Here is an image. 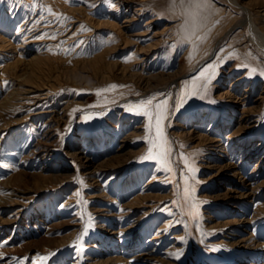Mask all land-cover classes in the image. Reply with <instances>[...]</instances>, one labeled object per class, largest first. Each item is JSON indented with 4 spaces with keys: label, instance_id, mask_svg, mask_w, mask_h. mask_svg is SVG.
I'll return each instance as SVG.
<instances>
[{
    "label": "rangeland",
    "instance_id": "1",
    "mask_svg": "<svg viewBox=\"0 0 264 264\" xmlns=\"http://www.w3.org/2000/svg\"><path fill=\"white\" fill-rule=\"evenodd\" d=\"M39 1L0 0V264L264 262V38L244 8ZM238 1L264 34V0ZM148 99L164 105L167 166L142 159Z\"/></svg>",
    "mask_w": 264,
    "mask_h": 264
},
{
    "label": "snow or ice",
    "instance_id": "2",
    "mask_svg": "<svg viewBox=\"0 0 264 264\" xmlns=\"http://www.w3.org/2000/svg\"><path fill=\"white\" fill-rule=\"evenodd\" d=\"M183 2L184 0H181V3ZM173 4H175V0H173ZM189 4H191L196 9H207L210 6L209 0H189ZM48 11L51 12V9H49ZM197 28H198V25L194 24L192 31L188 34V37H187L188 39H191V37L196 36ZM196 38L200 39V37L198 36ZM230 55H235V53H232ZM243 67L249 68L250 74H254L258 71V69L256 68H250L248 64H244ZM215 68H216V65H213V64L207 65V67H205L200 72V76L197 77L196 79L199 80L200 78L205 77L207 74L211 73L210 75H207V83H210L211 79H213L216 75ZM259 74L264 75V69H260ZM4 83L5 85H7L8 82L5 81ZM207 83H205L203 86L205 89H207ZM110 87L116 88L117 86L111 85ZM165 105H166V102H165ZM134 107L138 109L140 113L148 117L149 124L147 125V131L151 133L153 128H155V138L149 140V143L151 145L149 148V152L142 159H159L163 165L167 166L168 165L167 157L169 154V149L167 148V140L164 135L163 127H162V121L165 119L164 105L152 106V100L148 99V100L141 101L138 105ZM152 148H157V152L155 154L153 153ZM185 191L186 193H188L189 190L186 188ZM193 207L195 206L193 205ZM50 255H54V253ZM176 255L178 257L179 254H176ZM38 259H42L46 261L48 257H38Z\"/></svg>",
    "mask_w": 264,
    "mask_h": 264
},
{
    "label": "bare ground",
    "instance_id": "3",
    "mask_svg": "<svg viewBox=\"0 0 264 264\" xmlns=\"http://www.w3.org/2000/svg\"><path fill=\"white\" fill-rule=\"evenodd\" d=\"M23 1V0H22ZM32 1V0H31ZM39 1V0H38ZM58 1V0H57ZM67 1V0H66ZM80 1V0H79ZM233 1V4H238L239 6H241V7H243L244 8V10H245V12H246V15H247V22H248V24H249V29H251V32H252V34H257L259 37H261V38H264V34L260 31V29L257 27V24L255 23V21H254V19L252 18V16H251V13H250V10H249V8H247V7H245V6H243L241 3H240V1H238V0H232ZM83 2V1H82ZM116 2V1H115ZM33 3V2H32ZM39 3H40V1H39ZM47 3V2H46ZM54 3V2H53ZM58 3V2H57ZM79 3V2H78ZM121 3V2H120ZM119 3V4H120ZM36 4V3H35ZM48 4V3H47ZM55 5V4H54ZM64 5V4H63ZM97 5V4H96ZM106 5V4H105ZM113 6V5H112ZM142 6V5H141ZM44 7V6H43ZM88 7V6H87ZM41 8V7H40ZM84 8V7H83ZM91 8H92V6H91ZM111 8V7H110ZM43 9V8H42ZM57 9V8H56ZM68 9V8H67ZM108 9V8H107ZM115 9V8H114ZM113 9V10H114ZM138 9V8H137ZM136 9V10H137ZM53 10V9H52ZM81 10H83V9H81ZM93 10V9H92ZM109 10V9H108ZM46 11V10H45ZM99 11V10H98ZM105 11V10H104ZM44 12V11H43ZM42 12V13H43ZM56 12V11H55ZM139 12V11H138ZM263 12V11H262ZM37 13V12H36ZM39 13V12H38ZM90 13H92V12H90ZM137 13V12H136ZM133 14V13H132ZM85 15V14H84ZM87 15H88V13H87ZM101 16V15H100ZM262 16V15H261ZM36 17V16H35ZM48 17H50V16H48ZM53 17V16H52ZM54 18V17H53ZM52 18V19H53ZM126 18V17H125ZM26 19V18H25ZM32 19V18H31ZM123 20V19H122ZM126 21H125V23H123V25H122V27H125V28H127L128 27V25H130V21L128 20V19H125ZM133 20V19H132ZM24 21V20H23ZM105 21V20H104ZM110 21V20H109ZM42 22V21H41ZM49 22V21H48ZM79 22V21H78ZM103 22V21H102ZM147 22V21H146ZM101 23V22H100ZM111 23V22H110ZM121 23V22H120ZM29 24V23H28ZM146 25V24H145ZM47 26V25H46ZM46 26H45V28H46ZM134 27V26H133ZM21 28V27H20ZM34 28V27H33ZM167 28V27H166ZM23 29H24V27H23ZM47 30V29H46ZM124 30V29H123ZM18 31V30H17ZM24 31V30H23ZM28 31H30V30H28ZM126 31V30H125ZM146 31V30H145ZM35 32V31H34ZM127 32V31H126ZM163 32V31H162ZM40 33V32H39ZM48 33H49V31H48ZM154 33H155V31H154ZM35 34V33H34ZM134 34V33H133ZM23 35V34H22ZM142 35V34H141ZM155 36H156V34H154ZM20 36V35H19ZM33 36V35H32ZM36 36V35H35ZM38 36V35H37ZM129 36V35H128ZM147 36V35H146ZM23 37V36H22ZM131 37V36H130ZM137 37V36H136ZM136 37H135V39H136ZM24 38V37H23ZM139 38V37H138ZM2 39V38H1ZM18 39V38H17ZM16 39V40H17ZM35 39V38H34ZM25 40V39H24ZM45 40V39H44ZM137 40H139V39H137ZM136 40V41H137ZM152 40V39H151ZM20 41V40H19ZM32 41V40H31ZM262 41H264V40H262ZM131 42V41H130ZM132 43V42H131ZM152 43V42H151ZM151 43H150V45H151ZM24 44V43H23ZM26 44V43H25ZM138 44H140V43H138ZM146 44V43H145ZM157 44V43H156ZM3 45V44H2ZM2 45H0V46H2ZM149 46V45H148ZM152 46V45H151ZM3 47V46H2ZM20 47V46H19ZM24 47V46H23ZM140 47H142V46H140ZM27 49H28V47H26ZM150 48V47H149ZM41 49H43V48H41ZM138 49V48H137ZM140 51V50H139ZM145 51V50H144ZM27 52V51H26ZM156 52V51H155ZM24 53V52H23ZM138 53V52H137ZM141 53V52H140ZM148 53V52H147ZM211 55V54H210ZM38 56V55H37ZM140 56V55H139ZM21 57H22V55H21ZM31 57V56H30ZM46 57V56H45ZM208 57H210V56H208ZM20 58V57H19ZM32 58V57H31ZM27 60H28V57L26 58ZM207 59V58H206ZM21 61V60H20ZM39 61H41V58L40 59H38L37 60V62H39ZM140 61V60H139ZM151 61V60H150ZM26 62V61H25ZM35 62V61H34ZM41 62H43V61H41ZM9 63V62H8ZM13 63V62H12ZM41 64V63H40ZM2 65V64H1ZM22 65V64H21ZM16 66V65H15ZM28 66V65H27ZM40 67V66H39ZM12 68V67H11ZM17 69V68H16ZM24 69V68H23ZM34 69V68H33ZM5 72V71H4ZM157 73V72H156ZM149 74V73H148ZM6 75V74H5ZM4 75V76H5ZM12 75V74H11ZM18 75V74H17ZM155 75V74H154ZM10 76V75H9ZM21 76V75H20ZM147 76V75H146ZM153 76V75H152ZM239 76V75H238ZM242 76V75H241ZM24 77V76H23ZM22 78V77H21ZM11 79V78H10ZM13 79V78H12ZM140 79V78H139ZM142 79V78H141ZM19 80V79H18ZM174 80H175V78H174ZM15 81V80H14ZM144 81V80H143ZM16 82V81H15ZM176 82V81H175ZM22 83V82H21ZM147 83V82H146ZM145 83V84H146ZM20 84V83H19ZM23 84V83H22ZM40 85V84H39ZM49 85V84H48ZM50 86V85H49ZM18 87V86H17ZM41 88V87H40ZM45 88V87H44ZM16 89V88H15ZM21 89V88H20ZM8 90V89H7ZM23 90V89H22ZM29 90V89H28ZM21 92H23V91H21ZM49 93V92H48ZM13 94V93H12ZM26 94V93H25ZM45 96V95H44ZM242 96V95H241ZM244 96V95H243ZM245 97V96H244ZM40 98V97H39ZM36 99V98H35ZM241 99V98H240ZM7 102V101H6ZM4 104V103H3ZM7 104V103H6ZM243 104V103H242ZM37 107V106H36ZM49 107V106H48ZM250 107V106H249ZM46 108V107H45ZM251 108V107H250ZM251 110V109H250ZM246 112H248V111H246ZM4 113V112H3ZM35 118H36V116H35ZM248 118V117H247ZM256 118V117H255ZM257 118H259V117H257ZM248 121V120H247ZM257 121V120H256ZM56 123V122H55ZM54 123V124H55ZM252 125H253V122H252ZM248 126V125H247ZM251 129V128H250ZM189 132V131H188ZM54 134H56V133H54ZM234 136V135H233ZM2 138V137H1ZM53 138V137H52ZM40 139V138H39ZM221 144V143H220ZM216 147V146H215ZM51 148V147H50ZM222 150V149H221ZM36 153V152H35ZM35 156H37V155H35ZM45 158V157H44ZM108 164V163H107ZM20 165V164H19ZM24 165V164H23ZM228 165V164H227ZM234 166V165H233ZM22 170V169H21ZM113 173V172H112ZM115 174V173H114ZM18 175V174H17ZM60 176V175H59ZM156 178V177H155ZM155 181V180H154ZM151 182V181H150ZM65 183V182H64ZM248 183V182H247ZM40 184V183H39ZM113 185V184H112ZM44 186H46V185H44ZM57 186V185H56ZM123 187V186H122ZM42 189V188H41ZM153 189V188H152ZM159 189V188H158ZM18 192V194H15L16 195V197H20V198H27V197H29L28 195H29V193H30V190H23V191H17ZM116 195V194H115ZM142 195V194H141ZM138 196V195H137ZM30 197H32V196H30ZM112 199V198H111ZM130 200V199H129ZM132 200V199H131ZM137 201V200H136ZM1 202V201H0ZM7 203H10V204H14V205H17L19 208H18V210L19 211H22V210H24V208L25 207H20V206H22L23 205V203H21V199H14V198H12V197H9V198H4V200L2 201V204H7ZM124 203V202H123ZM142 203V202H141ZM138 204V203H137ZM264 204V203H263ZM13 205V206H14ZM20 205V206H19ZM128 205V204H127ZM126 205V206H127ZM153 206V205H152ZM103 210V209H102ZM143 211V210H142ZM130 212V211H129ZM132 212V211H131ZM254 213V212H253ZM263 214H264V212H263ZM141 215V214H140ZM261 216V215H260ZM264 216V215H263ZM17 219V218H16ZM228 221V220H227ZM257 221V220H256ZM14 223V222H13ZM120 228V227H119ZM136 228V227H135ZM116 230H118V227H117V229ZM232 230H234V229H232ZM112 231V230H111ZM125 231V230H124ZM164 233V232H163ZM177 235V234H176ZM157 236V235H156ZM119 237V236H118ZM133 239V238H132ZM155 239V238H154ZM162 239V238H161ZM120 240V239H119ZM219 242H221L222 241V239H220V240H218ZM123 242V241H122ZM249 243H252L251 241H249V240H247L246 239V237H242V238H240V239H237V240H235V244L236 245H238V246H240V247H245L247 244H249ZM59 244V243H58ZM254 244V243H253ZM255 245H257V243H255L254 244V246ZM144 246V245H143ZM252 247V246H251ZM12 249V248H11ZM150 249V248H149ZM121 251H123V250H121ZM139 251V250H138ZM154 251V250H153ZM171 251V250H170ZM1 252V251H0ZM122 253V252H121ZM121 253H120V255H121ZM162 254V253H161ZM156 255H159V254H156ZM173 255V254H172ZM123 256V255H122ZM140 256V255H139ZM138 256V257H139ZM152 257V256H151ZM162 257V256H161ZM117 258L118 257H116V258H110V257H107V258H105V259H103L101 262L102 263H104V264H113V262H115L116 260H117ZM130 259V258H129ZM134 259H136V258H131V260L130 261H132V262H135L134 261ZM145 259V258H144ZM149 259V258H148ZM127 260V259H126ZM158 262V261H157ZM162 262V261H161ZM92 263V262H91ZM143 263V262H142ZM101 264V263H100ZM253 264H264V262H257V263H253Z\"/></svg>",
    "mask_w": 264,
    "mask_h": 264
}]
</instances>
